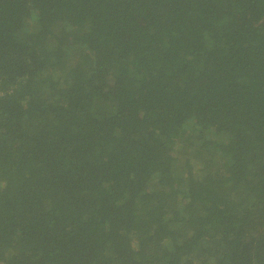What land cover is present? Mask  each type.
I'll return each mask as SVG.
<instances>
[{
    "label": "trees",
    "instance_id": "obj_1",
    "mask_svg": "<svg viewBox=\"0 0 264 264\" xmlns=\"http://www.w3.org/2000/svg\"><path fill=\"white\" fill-rule=\"evenodd\" d=\"M0 264H264V0H0Z\"/></svg>",
    "mask_w": 264,
    "mask_h": 264
}]
</instances>
